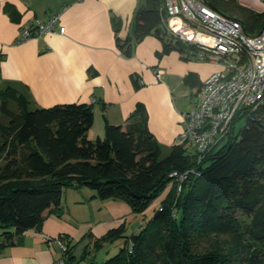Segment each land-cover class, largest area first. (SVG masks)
Instances as JSON below:
<instances>
[{
  "label": "trees",
  "instance_id": "16d2710c",
  "mask_svg": "<svg viewBox=\"0 0 264 264\" xmlns=\"http://www.w3.org/2000/svg\"><path fill=\"white\" fill-rule=\"evenodd\" d=\"M204 1L239 20L247 34L264 26V11L238 0ZM162 2L147 0L138 7L133 38L116 37V46L128 56L133 42L152 34L162 41L163 53L175 48L183 59H199L196 45L162 26ZM6 9L13 13L11 7ZM133 81L138 87V79ZM7 100L15 101L18 112L9 114L2 126L12 133L11 146L5 137L0 141L6 160L0 169V251L39 226L46 212L56 210L64 188L86 187L94 197L124 201L140 213L171 185L137 232L126 235L121 224L94 239L95 247L124 239L119 252L104 264H264V105L250 116L237 112L223 137L203 154L188 150L183 140L160 157L142 103L124 126L106 123L102 138L89 139L90 104L30 109L22 91L7 88L0 90V111ZM244 117V125L236 129ZM172 171L186 176L180 180L169 175ZM67 246L68 264H74Z\"/></svg>",
  "mask_w": 264,
  "mask_h": 264
},
{
  "label": "crops",
  "instance_id": "0c3cea01",
  "mask_svg": "<svg viewBox=\"0 0 264 264\" xmlns=\"http://www.w3.org/2000/svg\"><path fill=\"white\" fill-rule=\"evenodd\" d=\"M146 1L0 0V90L22 91L31 109L90 104L89 139L102 138L106 123L124 126L136 104L142 103L148 130L170 150L184 129L182 112L198 100L202 80L221 65L183 59L175 48L163 53L162 41L152 34L133 42L130 54L124 55L116 37L133 38L134 13ZM238 1L264 11L262 0ZM56 12L63 33L19 40L21 28ZM93 195L86 187L64 188L56 210L46 212L39 226L24 231L15 245L0 251V264H49L61 255L54 242L60 234L74 259L77 252L86 256L94 239L111 228L124 224L132 232L139 230L142 221L132 219L136 213L126 202Z\"/></svg>",
  "mask_w": 264,
  "mask_h": 264
},
{
  "label": "built area",
  "instance_id": "2783aa9c",
  "mask_svg": "<svg viewBox=\"0 0 264 264\" xmlns=\"http://www.w3.org/2000/svg\"><path fill=\"white\" fill-rule=\"evenodd\" d=\"M161 24L173 36L199 49V59L221 65L201 82L198 100L181 114L186 141L203 154L224 135L239 111L252 112L264 105V26L254 34L244 32L239 20L228 17L204 0H163L159 7ZM59 12L47 19H33L20 29L19 40L46 32H64ZM184 179L186 174L169 173ZM61 255L49 264H68L67 243L60 234L54 239Z\"/></svg>",
  "mask_w": 264,
  "mask_h": 264
},
{
  "label": "rangeland",
  "instance_id": "374dc122",
  "mask_svg": "<svg viewBox=\"0 0 264 264\" xmlns=\"http://www.w3.org/2000/svg\"><path fill=\"white\" fill-rule=\"evenodd\" d=\"M17 112H18V108H17L15 101L13 100H7V102L4 103L2 110L0 111V141L2 140L3 137H5L6 146L8 147L11 146L9 145V142L10 140L12 141V133L10 132L7 133L6 129H4L2 126H5V124L8 123V119L10 116L9 114L14 116L17 114ZM244 123H245V117L237 120L236 129H239L240 127H242ZM27 147L25 146L19 149L18 151L20 152V154H22V152H24L27 149ZM168 148L169 147H166V146L162 147L160 145V157H164L169 153L170 150ZM187 148L188 150H192V147L189 145H187ZM5 162L6 160L4 158V153L0 152V169L4 167ZM19 166H21V162L19 163ZM170 188H171V185L170 187H167V189L163 193H161V195H159L158 198L154 200L155 202L152 201L151 204L143 212H140V213L135 212L136 214H134L133 217L131 216L132 219L137 218L138 221L139 220L140 222L142 221L141 223L143 225L148 219L151 218L154 210L160 207L162 201H164V199L167 197L169 193V192L167 193V190L168 189L170 190ZM142 225H140V227ZM124 226H125L126 235L132 233L131 228L128 225H124ZM123 242H124L123 238H117L112 241L104 242L101 246H97V247L92 246L90 248H87V253H86V256L84 255V257L81 256L82 254L78 255V252H77V254L75 255V258L73 259V263L74 264H104L106 260L113 257L119 252L121 246L123 245ZM128 248H131V245H129Z\"/></svg>",
  "mask_w": 264,
  "mask_h": 264
}]
</instances>
